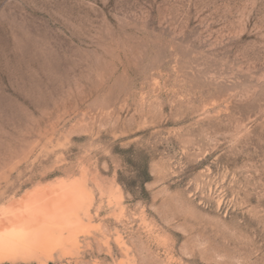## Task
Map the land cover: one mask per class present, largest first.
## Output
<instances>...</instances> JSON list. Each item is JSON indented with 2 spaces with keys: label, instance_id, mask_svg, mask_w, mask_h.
<instances>
[{
  "label": "rangeland",
  "instance_id": "obj_1",
  "mask_svg": "<svg viewBox=\"0 0 264 264\" xmlns=\"http://www.w3.org/2000/svg\"><path fill=\"white\" fill-rule=\"evenodd\" d=\"M44 187L0 264H264V0H0V212Z\"/></svg>",
  "mask_w": 264,
  "mask_h": 264
},
{
  "label": "bare ground",
  "instance_id": "obj_2",
  "mask_svg": "<svg viewBox=\"0 0 264 264\" xmlns=\"http://www.w3.org/2000/svg\"><path fill=\"white\" fill-rule=\"evenodd\" d=\"M77 200L68 188L44 187L13 201L0 212V261L39 258L53 243L72 239Z\"/></svg>",
  "mask_w": 264,
  "mask_h": 264
}]
</instances>
